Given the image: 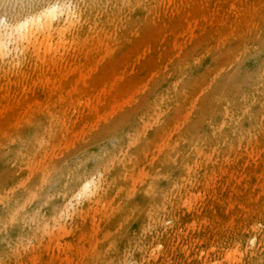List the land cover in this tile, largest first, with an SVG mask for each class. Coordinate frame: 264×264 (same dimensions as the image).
Segmentation results:
<instances>
[{
	"label": "rangeland",
	"instance_id": "374dc122",
	"mask_svg": "<svg viewBox=\"0 0 264 264\" xmlns=\"http://www.w3.org/2000/svg\"><path fill=\"white\" fill-rule=\"evenodd\" d=\"M44 1L0 0V26L5 16L10 21L15 20L18 13L24 16ZM67 1L81 13L77 20L78 27L69 30L63 39L55 33L51 42L53 50L47 52L46 46L31 47L25 61H22L21 56L15 57L17 54L13 51L15 61L10 65H6L8 58H12L10 53L4 58L0 57V64L4 65L0 66V96L3 97L8 90L9 104L17 107V112L9 113L7 120L0 119V142L5 134H9L14 143H19L18 135L24 129L20 131L18 128L19 131H16L17 126H12L10 122L22 126L26 113L33 105V95L30 93H39L33 79L42 80L46 75L49 79L53 78L56 69L54 71L49 63L52 58L68 60L69 66L79 59L84 64L88 63L85 66L80 64L82 78L81 75H72L73 82L77 81L75 87L72 82V86H66L58 100L49 98L50 108H53V103L63 105L70 118L67 121L69 131L64 135L54 133L53 144L47 145L49 147H46L45 155L37 161V165L48 166L53 159H61L93 137L102 127L123 118L127 111L138 112L139 107L159 90L153 88L155 83L168 74L167 70L171 73L174 69L166 68L175 49L169 35L164 34V29L161 30V22L157 17L150 15L145 23L138 21L139 26L134 28L136 33L131 34L129 29L120 31L112 16H104L113 15V11L102 13L96 5L87 6L81 0ZM124 1L97 0V3L114 8ZM203 1V6H206ZM234 3L238 10L249 9L251 19L238 41L228 38L225 49L220 47L215 55L212 51L207 53L214 39L216 41L220 34L231 30L232 27L223 23L213 27L212 32H203L198 38H192L190 43L187 41L183 50L179 51L182 57L190 53L198 62L197 68L185 76L182 84H177L178 88H183L186 99L196 102V105L204 100L211 101L221 93L228 103L239 102L252 93L264 72V16L258 20L255 14L257 7L264 6V0H236ZM158 4L161 17L171 18L172 29L179 31L182 19L171 14L178 7L175 1L160 0ZM84 23H89L90 31L88 28L84 32L81 30ZM257 27L261 29L256 39V50L250 56L249 67L244 61L236 60V48L244 44ZM242 70L244 74L240 75ZM220 71L224 72L225 77L231 79L236 75L239 79L233 82L232 78V83L224 85L217 78ZM209 72L211 74L208 77L206 73ZM194 80L201 82L196 92L188 90L191 88L190 82ZM261 98L264 100V96ZM108 99L113 101L112 110H105L95 119L87 116L91 105H107ZM227 102L225 100L221 105ZM6 103L2 100L0 106L4 108ZM217 104L219 100L209 105L212 106L209 111L213 112L212 108L217 110ZM171 107L167 122L176 121L182 127L181 134H185L187 128H183L194 121V117H189V114L195 109L189 105V101H186L181 111H176L175 102ZM260 108H254L255 118L244 119L234 138H228V142L215 148L204 146L197 158L190 161L185 180L173 168L169 179L178 181L176 187L167 193V198L161 201L165 208L158 209L159 212L152 215V220L148 217L142 219V216L135 218L118 230L120 232L111 239V245L107 240L109 223L118 218L121 211L115 200L120 192L122 176L113 181V185L107 180V170L106 174L101 172L102 175L98 176L102 177L100 192L92 206H85L81 211L71 206L69 214L63 215L60 221L49 217L44 232L34 230L27 236L22 234L19 239V233L8 232L0 226V264H264V185L260 178L253 177L254 165L250 159L253 152L262 155L258 174L264 176V108ZM35 113L30 112L27 116ZM54 115L58 118L54 122L55 128L60 126L62 116L59 112ZM38 117L45 119L47 114ZM139 129V124L134 122L122 127L117 138L110 140L101 157L91 159V167L86 175L101 170L124 148V141ZM176 135L178 130L169 128L161 136H155L154 145L157 147L149 156H156L157 149L167 147L171 142L169 140ZM44 140L47 141V138ZM34 163L29 160L25 165L29 170L35 168ZM15 164L23 167L22 163ZM16 168L12 167L13 171ZM73 173L77 175L72 180L79 177L82 169L72 170L67 176ZM164 184L160 183L155 196L160 195ZM154 194L150 199L153 200ZM224 205L231 208L232 223L223 220ZM256 227L263 232L257 236L254 245H248L246 236L252 234ZM149 231L154 232L151 237L147 234ZM232 250L236 252L229 255ZM215 254H218V261L214 260Z\"/></svg>",
	"mask_w": 264,
	"mask_h": 264
},
{
	"label": "bare ground",
	"instance_id": "6f19581e",
	"mask_svg": "<svg viewBox=\"0 0 264 264\" xmlns=\"http://www.w3.org/2000/svg\"><path fill=\"white\" fill-rule=\"evenodd\" d=\"M81 1L87 6L96 5L102 13L113 11V15L104 14V16H112L120 31L129 29L131 34L136 33L134 28L139 26L137 25L138 21L145 23L150 15L153 18L157 17L161 22V30L164 29V34L169 35L175 49L166 64V68L174 67V69L172 72L170 71L171 73L167 70L168 74L155 83L153 88L159 90L139 107L138 112L136 110L127 111L125 115L123 114V118L115 119L111 125L102 127L83 144L72 151L66 150L69 151L67 155L61 159H53L46 166L44 164L37 165V161L45 155V151L49 147L47 145L53 144L55 132L64 135L69 131L67 121L70 120L61 103H53V108H50L49 98L58 100L66 86H72V75L80 76L83 70L82 66L88 65L87 62L84 64V61L79 59L75 64L69 66L68 60L52 58L49 63H51L54 71L56 69L53 78L49 79L46 75L42 80L33 79V82H36V86H38L39 93L37 95L33 94L34 91L30 93L33 95V105L26 113L22 126L10 122L12 126H17L16 131L24 129L18 135L19 143H14L9 134H5L0 142V144L3 142L0 147V226L8 232L19 233V239L22 234L27 236L34 230L44 232L49 217H54L60 221L63 215L69 214L71 206H76L80 211L85 206H92L100 192L102 177L98 178V176L102 175L101 172L106 174L108 170L107 180L109 179L113 185V181L122 176L120 192H118L115 200L121 211L119 217L112 219L109 223L107 240L111 245V239L120 232L118 230L127 226L135 218L142 216V219L148 217L152 220V215L158 209L165 208V204L162 205L161 201L167 198V193L174 188L178 181L177 179L173 181L169 179V174L173 168L178 170L180 178L185 180L186 173L190 169V161L197 158V154L204 146L211 149L228 142V138H234L239 132L245 118L255 116L254 108H264V100L263 98L260 99V96H264V72L261 79L257 80V86L252 93L234 103H228L221 93L215 95L211 101L204 100L201 104L196 105V102L186 99L183 88H178L177 85L179 83L181 85L185 76L197 68L198 62L195 61V56L189 53L182 57L181 52L179 53L187 41L190 43L192 38H198L203 32L209 30L212 32L213 27L225 23L227 27H232L231 30L219 36L216 33L217 40L214 39L212 44L210 43L211 47L207 49V53L212 51L215 55L218 49L226 47V39L233 38L231 40L236 42L244 34L243 28L248 27V21L251 20L249 19V9H236L234 6L236 0H205L206 6H203V0H174L178 7L173 9L171 14L172 16L178 15L182 19L179 31L172 29L171 18L161 17L158 11L160 0H126L114 8L107 7L103 3L98 4L97 0ZM255 14L257 15L256 19L261 20L264 16V6L257 7ZM79 16L81 13L67 0H45L24 16L18 13L15 20L12 21L5 16L4 22L2 21L4 24L1 23L0 26V57L4 58L6 54L10 53L12 60L8 58L6 62V65H10L15 61L13 51L17 54L15 57L21 56L22 61H25L31 47L33 49L38 46L40 48L46 46L47 52L53 50L51 42L54 40L55 33L60 39L65 38L69 30L78 27ZM108 21L106 20V22ZM87 28L90 31L89 23H84L81 30L84 32ZM260 29L257 27L244 44L239 47L236 46V60L244 61L249 67H251L250 56L256 50V39ZM83 59L87 61L85 58ZM0 66L4 65L0 64ZM247 71L248 69L245 68V72ZM210 72L206 73L208 77ZM223 74L224 72L220 71L217 78L224 85L232 83V78L233 82L239 79L236 75L230 79ZM239 74H244V70ZM73 83L75 87L77 81ZM190 83L191 88L188 90L192 89L194 92L201 86L200 80H194ZM2 96H0V101L3 100L7 103L4 108L0 106V119L5 118L7 120L9 113L17 112V107L9 104L10 92L8 90ZM111 99H108L107 105L100 103L91 105L87 110V116L90 119H95L105 110H112L114 105L113 99ZM217 100H219L218 109L212 108L213 112L209 111L212 106H208ZM225 100L227 104L221 105ZM186 101H189V105L195 109L189 114V117H194V121L189 126L184 127V130L187 128V132L181 134V125L176 121L168 123L166 119H168L173 102L176 103V111H181L186 105ZM35 111V115L27 116L30 112ZM144 111L146 114H143ZM57 112L62 116L61 123L60 126L54 128V122L58 119L54 114ZM42 114H47V118L38 117L39 119H37V116H42ZM50 116L52 117L50 118ZM131 122L139 124V131L124 141V148L109 160L101 170L95 174L88 172L89 174L86 175L91 167V159L101 157L110 140L117 138L119 130ZM165 126L166 130L169 128L178 130V135L169 140L171 142L167 147H159L157 155L151 157L149 156L150 153L152 154L151 151L157 147L154 145V137L161 136L166 131L164 130ZM150 135H152L151 138H149ZM45 137L47 141L44 140ZM15 146H17L16 150L14 149ZM262 158V155L256 152H253L250 157L254 165L252 175L255 179L260 178L262 185H264V176L258 174V167ZM29 160L35 162V168L28 170L25 163ZM16 162L22 163L23 167H19V164H15ZM12 167H17V170L13 171ZM34 169H39V171L33 172ZM76 169H82V173L79 174L78 178L72 180L77 174L67 175ZM66 179L69 180L66 182ZM161 182H165V184L157 197L154 193L160 187ZM48 191H52L50 192L51 195ZM152 194H154L153 200L150 199ZM142 204L144 205L141 207ZM222 209L223 220L226 223H232L230 206L224 205ZM27 229L28 231H26ZM262 232L260 228L256 227L252 234L246 236L247 244L254 245L257 236ZM153 233L152 231L147 232L150 237ZM235 252L232 250L229 255H233ZM214 260L218 261V254H215Z\"/></svg>",
	"mask_w": 264,
	"mask_h": 264
}]
</instances>
